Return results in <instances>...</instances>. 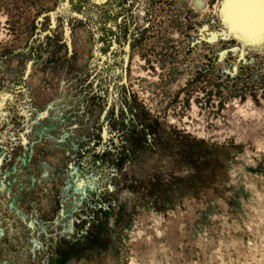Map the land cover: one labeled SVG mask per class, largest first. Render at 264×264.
<instances>
[{"label": "rangeland", "instance_id": "374dc122", "mask_svg": "<svg viewBox=\"0 0 264 264\" xmlns=\"http://www.w3.org/2000/svg\"><path fill=\"white\" fill-rule=\"evenodd\" d=\"M206 1L0 0V264H264V44Z\"/></svg>", "mask_w": 264, "mask_h": 264}, {"label": "snow or ice", "instance_id": "6c2138e0", "mask_svg": "<svg viewBox=\"0 0 264 264\" xmlns=\"http://www.w3.org/2000/svg\"><path fill=\"white\" fill-rule=\"evenodd\" d=\"M93 2L101 3L105 0H93ZM224 10L226 16L232 17L233 29L240 34L245 43H264V0H224ZM72 15L77 14L72 13ZM2 235L3 233L0 232V236Z\"/></svg>", "mask_w": 264, "mask_h": 264}, {"label": "crops", "instance_id": "0c3cea01", "mask_svg": "<svg viewBox=\"0 0 264 264\" xmlns=\"http://www.w3.org/2000/svg\"><path fill=\"white\" fill-rule=\"evenodd\" d=\"M194 1H196V0H194ZM202 1H203V4H202V5H197L196 2H195V5H196V7L202 9L203 11H205L204 8L208 6V1H206V0H202ZM211 6H212V8L214 7V9L212 10L213 13H215V14H219V13H218V10H217V5L215 6V5L212 3ZM228 17H229V18H228ZM231 21H232V17H231L230 15L226 16V14H225V10H224V18H223V22H224V24L227 26V28L229 29V31H231V33H233V34H234V35L240 40V39H241L240 34H239L237 31H235V30L233 29V26H232ZM236 33H237L239 36H238ZM241 41L244 42V40H242V39H241ZM247 44L255 45V46H256V45L261 46V45L264 44V43H259V42H248Z\"/></svg>", "mask_w": 264, "mask_h": 264}, {"label": "bare ground", "instance_id": "6f19581e", "mask_svg": "<svg viewBox=\"0 0 264 264\" xmlns=\"http://www.w3.org/2000/svg\"><path fill=\"white\" fill-rule=\"evenodd\" d=\"M229 18V17H228ZM237 34V33H236ZM238 35V34H237ZM239 36V35H238Z\"/></svg>", "mask_w": 264, "mask_h": 264}]
</instances>
